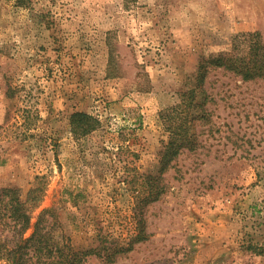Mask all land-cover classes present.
I'll return each mask as SVG.
<instances>
[{
	"label": "rangeland",
	"instance_id": "1",
	"mask_svg": "<svg viewBox=\"0 0 264 264\" xmlns=\"http://www.w3.org/2000/svg\"><path fill=\"white\" fill-rule=\"evenodd\" d=\"M254 31L264 0H0V190L17 188L33 223L54 208L62 243L129 245L165 115L203 58ZM206 88L200 147L162 173L149 238L84 264H264V80L212 69Z\"/></svg>",
	"mask_w": 264,
	"mask_h": 264
},
{
	"label": "trees",
	"instance_id": "2",
	"mask_svg": "<svg viewBox=\"0 0 264 264\" xmlns=\"http://www.w3.org/2000/svg\"><path fill=\"white\" fill-rule=\"evenodd\" d=\"M212 69H223L244 82L264 80V34L260 31L239 33L234 36L229 50L212 53L200 61L194 86L180 91V103L165 115L169 121L170 140L161 150L162 173L177 166V158L182 152L196 151L200 147L199 138L192 128L196 119L203 123L209 116L205 107L210 98L206 81ZM201 95L204 96L202 102L198 101ZM193 111H199V116L192 118ZM76 116L92 119L85 113H77L73 117ZM162 173L158 176H146L148 194L137 205L135 217L138 220V230L129 245H121L103 237L98 247L89 249L75 248L69 238L63 243L56 239L55 231L59 220L54 208L44 209L33 223L31 211L27 202L22 200L20 191L10 187L1 189L0 224L3 231L0 253L5 250L10 264H84L92 255L112 262L132 250L137 241L143 242L149 238L144 208L163 196L166 185L162 184ZM29 230L32 232L27 235Z\"/></svg>",
	"mask_w": 264,
	"mask_h": 264
}]
</instances>
